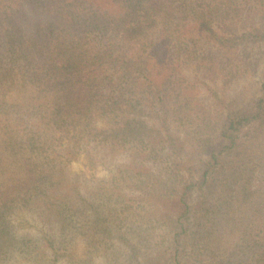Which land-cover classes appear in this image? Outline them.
<instances>
[{
	"label": "rangeland",
	"instance_id": "obj_1",
	"mask_svg": "<svg viewBox=\"0 0 264 264\" xmlns=\"http://www.w3.org/2000/svg\"><path fill=\"white\" fill-rule=\"evenodd\" d=\"M261 1L254 5L258 7ZM99 3L0 0V264H164L175 250V231L167 223L178 216L182 189H172L175 184L164 167L175 159L170 150L157 151L155 158L149 145H143L159 142L160 134L147 130L126 143L119 141L118 149H110L117 139L108 142L100 134L103 128L116 125L101 114L97 91L65 89L64 80L50 73L58 58V42L70 39L63 52L75 60L83 41L94 35L85 26L89 24L86 13L69 12L67 6ZM110 16L109 12L104 15ZM239 20L221 15L212 26L232 32L241 28L240 23L241 31L253 22L264 30L260 11ZM116 35L109 28L99 30L95 41L105 43L107 38L117 39ZM164 52L168 54L165 45L156 51L157 57L162 58ZM238 59L244 70L235 77L228 74L233 64L225 66L216 54L200 68L191 58L180 59L185 81L178 97L189 102V120L180 124L171 115L169 124L180 143V159L185 160L180 171L187 180H196L200 162L206 161V145L218 137L225 103L235 100L239 109L261 95L264 43L242 44ZM136 95L142 96L139 90ZM147 97L156 96L147 93ZM85 102L92 108L87 119L80 111ZM150 104L145 107L150 109ZM128 118L136 128L153 123L147 115L134 111ZM160 154L166 155V161ZM230 157L212 184L197 183L184 197L195 216L204 195L207 204L216 205L220 196L227 203L218 205V225L199 229L198 220H207V213L189 218L183 238L195 258L183 251L179 256L190 263L220 260L219 255L210 257V251H220L237 234L254 237L264 232V141H255L246 151ZM117 176L121 190L116 188ZM221 183L228 189L223 190ZM105 227L111 230V238L102 236ZM218 231L224 235L216 238ZM234 252V259L247 260L254 259L256 251L243 242Z\"/></svg>",
	"mask_w": 264,
	"mask_h": 264
},
{
	"label": "trees",
	"instance_id": "obj_2",
	"mask_svg": "<svg viewBox=\"0 0 264 264\" xmlns=\"http://www.w3.org/2000/svg\"><path fill=\"white\" fill-rule=\"evenodd\" d=\"M93 1L100 3L99 5L67 6L71 7L69 12L77 10L78 14L81 11L86 13L89 24L87 22L85 26L88 33L94 35L89 40L83 41L79 56L75 60L68 58L63 52V47L70 39H65L62 43L58 42V58L50 73L57 80H64V83L67 84L65 89L76 88L83 92H86V89H93L97 91L96 94L101 96H99L101 105L98 107L101 114L113 121L112 125H116V127L103 128L100 134L108 142L110 139H117L114 144H111L110 149H118L119 147L116 145H120L119 141L126 143L138 134L147 133V130H152L157 135L160 134L162 139L159 142H147L143 145H149L155 158L158 156L157 151L167 150L169 152L170 150V155L175 161L171 165L165 164L164 167L167 169L168 178L175 184L172 189L176 188L177 190L179 186L182 189L179 196L178 216L167 223L170 231H175L172 238L175 250L168 258L170 260L164 264H195L194 261L190 263L179 256L181 251L193 256L188 253L190 246H186L187 242L183 238L186 235L183 230L186 228L189 218H200L207 213L210 215L207 220H198L199 229L213 224L218 225L219 218L217 216L221 212L220 209L218 210V205L227 203L224 201V197L220 196L216 205L207 204L208 197L204 195L198 201V214L195 216L184 197L189 189L197 183L212 184L214 175L227 167L231 153L237 155L239 152H244L255 141L257 144L263 143L264 81L261 86V95L242 108H235V100L225 103V113L218 137L216 141L206 145L205 149L208 154L206 161L200 162L198 166V171L194 175L196 180H187L184 172L180 171V165L185 163L184 159H180V143L175 132L171 130L173 125L169 124L171 115L175 116L176 120L180 119V124L189 120V115H187L189 102L178 97L181 90L180 85L185 81L181 76L180 59L191 58L200 68L206 67L210 57L216 54L222 58L225 66L233 64L234 68L229 69L228 74L230 77H235L239 70H244L242 63L237 61L242 44L247 42L264 43V30L260 25L250 22L241 31L243 25L238 24L241 28L231 32L220 26L213 27L212 21L223 15L228 18L239 17L238 22H241L242 19L250 18L255 11L264 13V2L261 1V4L256 7L254 4L258 0ZM249 5H253V8H248ZM107 12L111 14L109 18L104 17ZM72 19L76 20L77 18ZM190 24L195 26L194 30ZM183 26V31L178 34L179 29ZM107 28L109 31L115 30L117 39L107 38L105 43L100 40L96 42L97 32L105 31ZM69 33V36H72L70 31ZM164 45L168 54L164 52L162 58L157 57L156 51ZM134 49H136V53H129V50ZM153 77H156L158 81ZM103 86L106 88L100 92L105 93L99 94L98 91ZM136 90H139L142 96L136 95ZM147 93L151 97H156L150 99L147 97ZM62 94L65 95L64 90ZM89 104L85 102V105L80 109L86 119L90 117L92 110V108H88ZM149 104L150 109L145 107ZM61 109L56 107V110ZM131 111H134L135 115H147L149 119L153 120L152 125L145 126L146 128L134 127L128 118ZM78 113L80 116L81 113ZM244 129L253 130L248 133ZM162 156H165L163 160L166 161V155L160 154L159 158ZM184 168L187 169L188 165H184ZM126 169L131 170L135 167H126ZM117 183L118 187H115L117 190H121L119 185L122 182L118 176ZM165 184L167 185V183ZM220 186L223 187V190L228 189L223 183ZM120 193L121 191H119ZM218 232H216V238L224 235L220 231ZM260 234L254 237L237 234L231 239L233 241L228 242L229 245L226 243L220 251H210V257L217 258L219 255L220 260L212 258L207 263L199 260V264H264V232L261 230ZM102 236L111 238V230L105 227L102 230ZM47 239L53 251L54 246L51 240ZM119 239L121 240V237ZM123 242L129 244L127 241ZM243 242L250 244L253 251H256L254 259H234V251Z\"/></svg>",
	"mask_w": 264,
	"mask_h": 264
}]
</instances>
